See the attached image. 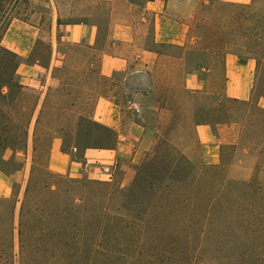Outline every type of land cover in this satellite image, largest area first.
Returning a JSON list of instances; mask_svg holds the SVG:
<instances>
[{"label": "rangeland", "instance_id": "374dc122", "mask_svg": "<svg viewBox=\"0 0 264 264\" xmlns=\"http://www.w3.org/2000/svg\"><path fill=\"white\" fill-rule=\"evenodd\" d=\"M4 1L5 5L0 13L1 48H4L1 39L13 19L27 25L43 24V29H47L51 18V11L46 7L49 0ZM53 1L69 4L70 0ZM75 1L86 3V0ZM132 1L141 4L143 0ZM176 1L183 3L184 0ZM208 1L210 5L204 11L203 20L198 25L193 24L192 35L196 37L197 45L193 50L185 53L182 71L204 77L205 71L209 69L213 74L209 80L210 90L213 93H190L184 88L180 73L176 78L177 88L171 93L155 87L150 94L143 96L149 79H145L147 82L144 86L140 80L134 78V75L126 78L117 74L112 81L100 79L96 52L76 45L70 47L63 44L59 47L65 56L63 62L69 73L54 72L55 84L47 91L40 109L32 119L29 133L31 138L29 172L33 156L32 134L37 117L39 119L35 129L37 146L35 161L41 167L45 166L46 146L53 136L61 139V147L70 151L72 159L76 161L81 159L85 147L100 146L103 141L97 131L89 126L79 125L77 121L80 115L93 118L95 102L101 95L112 98L120 105L124 118L123 131L131 133L132 136L124 147H120L121 151L115 167L111 170L109 168V174L102 180L79 179L69 183L67 180L72 178L56 179L57 187L52 189L53 193L48 192L43 183L32 188L31 196L35 202H32L31 214L27 217L29 224L23 228L27 242L22 250L19 249L16 231L14 249L9 250L6 245L4 225L0 220V264H219L212 250L207 249L105 250L109 246L96 249L92 242L94 240L92 236L97 231L94 227L97 212L106 206H109L112 212L115 211L122 200L108 202L110 193L117 186L128 187L137 169L150 155L155 153L160 155L162 158L160 165L165 169L168 159L169 161L171 159L166 151L168 145L173 146L179 154L186 157L197 170L210 166L201 162L199 149L194 142L193 130L198 123L211 122L213 133L219 136L225 135L226 140L229 138L233 141L235 135L237 136L235 145H223L233 146L222 151L224 161L222 168L229 179L245 181L255 173L254 166L250 177L243 179L248 172L245 170L246 167L250 169L252 162L251 159L243 158L242 149L246 147L249 155L257 156L255 165L259 166V178L264 182V157L261 155L263 147L255 140V135L258 132V135L261 134L264 129V120L253 115L255 99L257 94L264 90V83L260 82L256 85V75H254L252 98L246 106L241 101L230 102V99L216 92L221 84L220 75L226 53L236 55L238 52L242 58L256 57L264 63V0H253L247 9L238 3ZM68 10L67 6L66 15L64 11L61 15L63 14L69 23L80 21L87 8L82 7L81 11L80 7L72 8L70 12ZM105 10L103 5L102 18L105 16ZM256 21L259 23V30L253 36L249 29ZM150 40L149 36L148 42ZM30 48H26L25 57H20L22 62L16 70L18 80L24 88L22 106L25 109L30 108L39 98L33 89V74H24V68L35 61L44 64L49 51L47 44L41 41H37L34 48L33 45ZM163 49L169 54L179 53L178 49L169 47ZM2 58L3 54L0 53V60ZM61 67L62 65L58 68ZM67 77L69 80L66 81ZM134 103L139 111H134L133 117L128 108L134 110V107L132 108ZM10 114L11 119L16 121V112L13 110ZM89 130H91L90 134H88ZM117 144L116 137L113 148ZM73 146L77 147L76 151L73 150ZM100 183L109 185L102 186ZM13 190L17 195V188L14 187ZM44 199H53V203L47 205L49 207L44 208L43 213H40L36 209L43 208L41 203ZM72 201L80 204L76 209L85 217L84 233L88 242L81 247L79 245V248L66 245L65 240L62 241L57 235L60 219L66 215L65 209L68 210ZM18 207L19 204L15 223H17ZM65 237L71 242L79 236L70 231V235L65 234Z\"/></svg>", "mask_w": 264, "mask_h": 264}, {"label": "trees", "instance_id": "16d2710c", "mask_svg": "<svg viewBox=\"0 0 264 264\" xmlns=\"http://www.w3.org/2000/svg\"><path fill=\"white\" fill-rule=\"evenodd\" d=\"M4 5L5 1H0V13ZM241 6L247 9L250 4ZM258 28L257 21L250 27L253 36L256 31L258 33ZM0 53L3 54L0 60V171L8 175L23 168L38 100L34 101L30 108L25 109L22 106L24 88L16 74L22 58L1 47ZM236 56L240 64H244L247 59H253L256 85L264 83V63L260 59L242 58L238 52ZM54 72L66 74L69 69L63 62L61 68L53 69V74ZM258 97H264V90L257 94ZM230 102L238 101L230 99ZM249 103L250 101L242 102L245 106ZM13 110L17 115L16 121L10 117ZM253 115L264 120V110L256 105L253 107ZM38 119L39 117L36 118L33 128L31 169L23 198L19 203L17 223V195L13 192L9 198H0V220L4 225L9 250L14 249L15 231L20 250L27 242L23 228L29 224L27 217L31 214L32 202H35L31 196L32 188L43 183L48 192L53 193L52 189L57 187L56 179L68 178L51 173L47 169V159L44 167L36 163L35 129ZM77 123L97 131L103 141L100 146H88L85 149H113L117 137L113 130L83 115L78 117ZM204 123L213 127L211 122ZM258 133L255 140L263 147L261 155L264 157V129L261 134ZM52 138L46 146L47 157ZM232 147L222 146L219 164L204 166L200 170L173 146L166 145L167 154L171 159L166 160L165 169L160 165V155H150L137 169L128 187L117 186L110 193L108 202L122 200L115 211L112 212L109 206H106L97 212L94 223L97 231L92 236L94 247L97 249L109 246L105 250L207 249L212 250L219 264H264V182L259 178L258 165H255V173L245 181L231 180L225 175L222 168V151ZM61 150L71 157L70 151L62 147ZM73 150L76 151L77 147L73 146ZM6 151L11 152L7 160L4 159ZM18 154L22 158H18ZM75 180L79 179H68L67 182L72 183ZM52 203L53 199H44L41 203L43 208L36 210L43 213L44 208ZM70 203L68 210L65 209L66 215L60 219L57 235L62 241L65 240L66 245L79 248V245L81 247L88 242L84 233L85 217L76 209L80 205L78 202ZM70 231L79 236L71 242L65 237V234L70 235Z\"/></svg>", "mask_w": 264, "mask_h": 264}, {"label": "crops", "instance_id": "0c3cea01", "mask_svg": "<svg viewBox=\"0 0 264 264\" xmlns=\"http://www.w3.org/2000/svg\"><path fill=\"white\" fill-rule=\"evenodd\" d=\"M219 1L249 5L253 0ZM103 5L106 10L102 18ZM209 5L208 0H184L183 3L176 0H143L141 4L132 0H86L85 4L75 0H70L69 4L49 0L46 7L51 11V18L47 29H43V24L27 25L13 19L1 39V45L19 57H25L26 48L32 45L34 48L37 41L44 42L49 48L44 64L35 61L24 68V74H33V89L39 98L34 117L47 91L55 84L53 69L63 64L65 56L59 49L63 44L82 46L96 52L100 79L112 81L117 74L126 78L134 75L143 86L147 82L145 79H149L143 96L150 94L155 87L171 93L177 88L176 78L180 73V80L186 90L208 94L212 92L209 84L212 72L207 69L205 76L199 77L195 73L183 72L182 67L185 53L197 45L196 37L192 35L193 24L198 25L203 20L204 11ZM67 6L68 12L77 7H80V11L82 7L87 10L80 21L68 23L65 16L61 15L63 11L65 14ZM165 47L178 49L179 53L169 54L163 49ZM254 75L253 59L240 64L235 54L226 53L220 75L221 84L216 92L227 99L248 102L252 98ZM255 105L264 110V97L256 98ZM134 106L138 107L135 103L132 108ZM128 109L131 115L135 114L133 109ZM92 119L115 132L117 146L113 149L87 148L81 160L76 161L62 152L61 139L53 136L47 157V169L51 173L72 179L102 180L107 176L103 169L107 167L111 170L115 167L120 147H124L132 136L123 131L122 108L112 98L101 95L95 102ZM193 131L201 162L206 165L219 164L221 147L236 144V135L233 141L229 138L226 140L225 135L214 134L212 127L205 123L196 124ZM30 141L31 138L29 144ZM28 146L21 170L8 175L0 171V198L11 197L16 187L18 204L22 200L29 177L31 147ZM247 152L248 149L244 147L243 158L251 159L252 162L250 169L246 167L248 172L243 179L250 177L257 162V156ZM10 156L11 152L6 151L4 159ZM17 157L22 158L20 154Z\"/></svg>", "mask_w": 264, "mask_h": 264}, {"label": "built area", "instance_id": "2783aa9c", "mask_svg": "<svg viewBox=\"0 0 264 264\" xmlns=\"http://www.w3.org/2000/svg\"><path fill=\"white\" fill-rule=\"evenodd\" d=\"M134 111H135V112H138V111H139L138 108H137L136 106H134ZM103 172H104L106 175L109 174V173H108V172H109V168H107V167L104 168V169H103Z\"/></svg>", "mask_w": 264, "mask_h": 264}]
</instances>
